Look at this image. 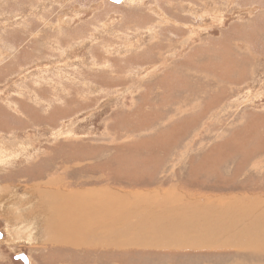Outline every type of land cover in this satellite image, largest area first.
Returning a JSON list of instances; mask_svg holds the SVG:
<instances>
[{
    "label": "rangeland",
    "instance_id": "1",
    "mask_svg": "<svg viewBox=\"0 0 264 264\" xmlns=\"http://www.w3.org/2000/svg\"><path fill=\"white\" fill-rule=\"evenodd\" d=\"M4 43L19 48L0 62V88L24 110L0 101L5 197L60 177L66 189L161 186L165 201L154 218L138 205L134 246L111 245L106 219L90 233L100 247L13 241L0 216V264H264V0H0ZM58 59L78 64L51 92L42 69ZM25 206L16 213L40 221Z\"/></svg>",
    "mask_w": 264,
    "mask_h": 264
},
{
    "label": "crops",
    "instance_id": "2",
    "mask_svg": "<svg viewBox=\"0 0 264 264\" xmlns=\"http://www.w3.org/2000/svg\"><path fill=\"white\" fill-rule=\"evenodd\" d=\"M65 17H67V16L65 15ZM71 20H68V22ZM42 22L48 23L49 21L47 20L46 17H43ZM66 23H67V21H66ZM62 25H64V22L62 20H60V22L56 21V23L54 24V26H56V27H61ZM29 34L32 36L34 34V32L30 31ZM7 47H8V50H7ZM17 47H18L17 44L14 46L11 43H8L7 45H6V43H4L3 44L4 49L0 50V62H2L6 56L8 58L12 57V55H14L13 52H15L19 48V47L18 48ZM52 62H54L57 65H55L54 66L55 68H53V69H51L52 66L50 67V69L43 68L42 69V80L45 81V83L49 85L48 89L51 92H55V91L57 92L59 90V88L64 89L63 88V85H65L63 83L64 80L65 81H72L71 75L67 72V71L70 72L68 66L72 65V64L73 65L78 64V62L77 61L74 62V61H72V59L71 60L58 59L57 61L53 60ZM57 62H62V63L60 64ZM64 64H66V65H64ZM48 66H50V65H48ZM50 70H53L56 72V74L54 76V77H56V80L47 75V73L51 72ZM13 73L15 75L13 80H21L20 77L21 78H28V76L30 74V72H28V73H24L22 76H18V73H16V72H13ZM1 80H2V78L0 77V82H1ZM9 87H10V85H3V88L2 89L0 88V101L4 102L6 105L3 103L2 104L4 106H6L7 108L10 107L11 109H13L14 111L19 112V113L24 112V110H22L20 108V106L18 105V100L16 98V96H18L20 94H18V95L14 94L13 92L15 91V89L12 87L11 88H9ZM29 99H33L34 103L37 104L36 100L32 96L31 97L29 96ZM5 175H9V173H7L6 171H2L0 173V176H5ZM2 182L3 181H0V196L2 195L5 201H4V203H3V200L0 201L2 203V204L0 203V207H5V208L0 209V216H5L4 218L6 219L5 222H6V227H7L9 239H11L13 241H19V240H28L31 242L36 241L38 243H41L44 246H56V247H60V248L65 249V250L69 249V248H64V247H71L74 249H76V248H87V247L94 248L96 245H98L96 247H100L99 245H101V243L100 244H97V243L94 244L93 236L90 237V233L89 234L87 233V235L85 236L86 238L84 237L85 239L82 238L81 240H79V242L76 241V245H73V246H69V245H66L64 243H59L57 245L49 243V240H48L46 234L42 233V231H43L42 223H40L37 220H32L33 218L29 219V218L22 216L23 213L21 211H18L16 213V211H17L16 207H19L18 208L19 210H25L26 204H28L29 209L37 206L36 205L37 202L34 199L35 196L30 194L31 190L27 194L26 192L23 193L22 190H20L21 188H19V192L21 191V193L19 195H21L22 197H18L17 200L10 199L9 195H7L5 197V195L8 194L9 191L2 189L1 185L4 184ZM40 185H41V183H40ZM68 189L73 190V191L78 190L82 194H87V196L89 198L87 196L85 198L84 197H82V198L85 200L89 199V202L92 205L91 211L95 214L94 217L96 219H101V220L104 219V217H105L106 219H108V221H109L108 223L113 224L110 228L111 236L113 234V239L110 240L111 245H112V241H118L121 245L123 244L124 246H129V245L134 246V243L137 240L129 239L126 235V232L128 230L130 232H132L130 227L127 228V222L128 221H134L135 225L137 223H139V224L141 223L139 220H141L140 214H141L142 208H139L138 205L145 204L146 205L145 215H147L149 218H154L156 216L154 213L162 211V210H159V208L157 207V202L155 201V199H158L159 201H165L164 197L159 195V192L161 191V189H163V190L165 189V188H161V186H158V187H155L152 189H148V190H143V191L130 190V189H128L129 191H126V190H123V186L118 187V186H113V185L112 186L92 185V186H85V187H78V188L77 187H68ZM49 192L50 191L47 190V193H49ZM140 195H142V196H140ZM48 196H49V194H48ZM134 196H136L137 201L134 202L133 205L127 207L128 200H132L134 198ZM146 197H153V198L150 199V198H146ZM19 198H22V202H23V205L21 207H20L19 203H17L19 201L18 200ZM42 200H43V198H42ZM13 201L16 203L12 204ZM199 201H202V200H198V201L194 202V207L192 208V210H197L200 208V203H198ZM214 202H217V200H214ZM226 203L227 202H225V204ZM99 204H101V205H99ZM218 207L219 206H217L216 209ZM181 208H179V209L181 210ZM6 209H7L8 213L5 211ZM11 209H13V210H11ZM133 209H136V211L138 210V212H136ZM206 210H207V208L204 209V212H206ZM14 211L19 216L13 215ZM57 212H58L57 209L53 211V213H55V214H57ZM96 213L98 215H96ZM100 213H102L101 214L103 216L102 218L100 217L101 215L99 216ZM131 213H133L134 218H131ZM12 216L14 217V219L12 218ZM20 216H22V219L19 218ZM160 218H164V217H160ZM118 219H120V221H118ZM116 222H118V223H116ZM154 222L156 224H158L157 220L153 221V222L148 220L146 225H148L149 227H155ZM249 222H251V221H249ZM249 222L247 224L251 226L252 222L251 223H249ZM188 223H189L188 221L173 222L172 227H178V226H182V225H183V227H185L184 224H188ZM100 224H101V222H97L94 225H95V227H98ZM236 224H238V222ZM247 224H246V226L248 227ZM159 225H160V222H159ZM106 226H107V224H106ZM262 227L263 226L260 225L259 228L263 229ZM172 230L173 229H171V232H173ZM90 231H92V229H90ZM93 231H94V229H93ZM36 234H37V236H36ZM44 237H45V239H44ZM116 237H117V239H116ZM242 238H244V236L239 238V239H236L237 242H240L242 240ZM220 239H222V238H220ZM99 240H101V239H99ZM230 240L231 241H229V240H225V241L222 240V241H224L225 243H230V242H233L235 239H230ZM210 241H214V239L213 238L209 239L207 241V243H209ZM201 242L202 241H200V243ZM241 244H244V242H241Z\"/></svg>",
    "mask_w": 264,
    "mask_h": 264
},
{
    "label": "bare ground",
    "instance_id": "3",
    "mask_svg": "<svg viewBox=\"0 0 264 264\" xmlns=\"http://www.w3.org/2000/svg\"><path fill=\"white\" fill-rule=\"evenodd\" d=\"M246 47H247V45H246ZM238 48H240V47H238ZM243 48H245V47H243ZM246 49H248V48H246ZM59 180H60V177L58 180H56L57 184L52 183L53 184L52 187H54L56 189L53 188L52 191L49 190L50 191L49 193H47L48 189L47 190L45 189L42 191V185H44V186L49 185L50 186V184H44V181H43V184H41V185L40 184L39 185L33 184L31 191H30V194L35 195L34 199L39 204V205L37 204V209L39 211L42 210L43 211L42 214H44L43 216H45V217L42 216L43 219L41 218L42 220L40 219L39 222L42 223V226H43L42 233L46 234L49 242L52 244H55V245H57L59 243H64V244H71L73 246V245H76V241H79V239L81 240L82 238H84L87 235V233L88 234L91 233L90 229L93 230L95 223L102 222L101 226H103L106 218L104 217V219H102V220L96 219L94 217L95 214L91 211L92 206H89L90 205L89 199L85 200L82 198V197L85 198L87 196V194H82L78 190H77L78 191L77 192V191H73L70 189L63 188V187H61L62 185H60ZM46 182H48V181H45V183ZM14 192H16V191H14ZM48 194L50 197L48 196ZM42 198H43V200H42ZM59 205L62 207V212H61ZM99 205H101V204H99ZM56 209L58 211L57 212L58 215L53 213V211ZM34 212H35V207L33 208V214H34ZM96 215H98V214L96 213ZM38 217L40 218V216H38ZM80 219H81V221H80ZM108 222H109L108 219H106V224ZM92 223H94L93 226H90V224H92ZM101 226L99 227L100 231L102 230ZM44 239H45V237H44ZM28 261L29 260L27 257V263H28Z\"/></svg>",
    "mask_w": 264,
    "mask_h": 264
},
{
    "label": "water",
    "instance_id": "4",
    "mask_svg": "<svg viewBox=\"0 0 264 264\" xmlns=\"http://www.w3.org/2000/svg\"><path fill=\"white\" fill-rule=\"evenodd\" d=\"M112 1H114V2H120V0H112ZM19 254H20V255H18L19 258L22 259L24 262H27V257H26V255H25L23 252H21V253H19Z\"/></svg>",
    "mask_w": 264,
    "mask_h": 264
}]
</instances>
